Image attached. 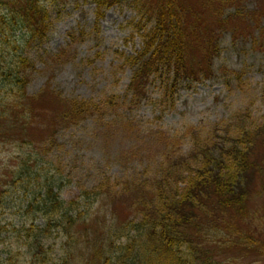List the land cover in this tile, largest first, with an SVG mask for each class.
<instances>
[{"label": "trees", "instance_id": "trees-1", "mask_svg": "<svg viewBox=\"0 0 264 264\" xmlns=\"http://www.w3.org/2000/svg\"><path fill=\"white\" fill-rule=\"evenodd\" d=\"M96 1L100 17L104 9L130 2ZM237 1L203 0L200 10L192 0L150 4L144 11L147 20L141 18L136 26L143 47L126 57L132 73L125 92L98 101L63 97L54 131L44 136L46 130L35 135L25 128L36 120L37 109L27 95L36 66L27 50L47 38L49 8L55 0H0V157L4 159L10 144L18 150L8 165H1L5 159L0 162V264H236L235 258L220 256L238 246L264 254L262 239L247 221L259 211H253V204L250 208L252 172L259 169L252 157L255 134L263 128L250 129L253 133L245 136L251 132L238 124L242 132L228 142L191 128L187 154L179 150L177 135L149 131L160 134L163 144L156 157L149 153L156 135L142 132L119 113L120 108L132 110L140 104L152 79L164 82V100L172 99L185 80L220 79L215 59L222 50V35L232 30L231 20L240 14L228 12ZM132 2L141 7V0ZM206 9L212 10L211 19L203 13ZM149 23L153 28H147ZM71 57L63 50L42 60L47 66L63 65ZM110 113L111 121L98 125L102 130L96 135L103 133L109 141L125 126L122 133L133 137L136 147L125 150L123 157H132L129 162L139 158L147 168L130 179L106 176L65 199L67 177L48 156L55 134L64 124H79L92 115L102 120ZM115 122L121 125L113 128ZM146 160L153 162L148 165ZM126 196L131 197L132 213L120 220L113 210ZM14 215L25 220L16 222Z\"/></svg>", "mask_w": 264, "mask_h": 264}, {"label": "rangeland", "instance_id": "rangeland-1", "mask_svg": "<svg viewBox=\"0 0 264 264\" xmlns=\"http://www.w3.org/2000/svg\"><path fill=\"white\" fill-rule=\"evenodd\" d=\"M153 3L160 6L163 0H141V7L132 0L125 1L104 9L103 18L97 20L96 0H55L49 8L51 25L47 38L43 40V45L35 44L27 50L28 58L32 59L33 65L36 64L33 70L30 69L32 72L27 95L37 109L34 111L36 120H32L25 128L35 135L46 130L44 136L54 131L53 121L62 107L63 97L98 101L113 94L122 95L132 73L126 57L136 54L143 47L142 38L136 35V26L141 17L146 18L144 22L147 20L144 11ZM200 3L204 4L203 0H192L194 9L203 8L204 5ZM235 4L228 12L237 10L240 14L233 16L230 23L232 30L228 28L222 35V50L215 59V69L220 79L185 80L178 84L177 92L170 100L163 99L164 82L152 79L146 97L137 107L132 110L120 108L119 113L133 121L142 132L156 135L150 141L152 149L149 153L154 156L159 157L163 144L160 134L149 131L158 129L164 130L168 137L170 134L177 135L179 150L185 154L192 145L189 136L191 128H196L206 137L222 138V141L241 133L242 127L249 131L261 127L263 129L260 131L264 132V0H238ZM203 13L208 19L213 14L208 9ZM148 26V29L153 28L151 23ZM204 34H209V31ZM63 50L72 56L66 64H44L42 58L47 59ZM47 87L49 91L47 94L45 92L46 96L40 95ZM110 115L113 114L110 113L103 121L99 116L92 115L79 124H64L55 134L56 144L49 150L48 156L68 179L67 182V179L64 180V190L61 192L65 199L78 196L81 189L98 183L106 176L113 181L118 178L130 179L133 174L138 175L147 168L138 161L139 158L134 157L136 161L129 162L132 157H123L125 150L136 147L135 139L122 133L125 126L117 129V135L109 141L104 140L103 133L96 135L102 130L97 126L110 122ZM116 119L122 118L117 116ZM119 125L121 122H115L113 128ZM231 130L234 133L230 134ZM250 132L244 135L253 133ZM262 133L255 134L258 139L254 144L252 161L259 164V169L252 172L251 178L254 195L250 208L253 204V211L258 207L259 211L258 216L253 215L247 221L254 227L252 233L262 239L260 249L264 252ZM8 146L4 151L5 160L3 155L0 157V162L4 160L2 166L8 160L12 162L14 151L18 152L14 145ZM152 162L145 161L148 165ZM130 200L131 197L126 196L117 202L113 210L115 217L121 220L131 215ZM14 220L22 222L25 217L14 215ZM224 253H221L220 258L233 257L238 260L236 264H264V254L260 256V252L255 249L238 246L232 251L224 250Z\"/></svg>", "mask_w": 264, "mask_h": 264}]
</instances>
